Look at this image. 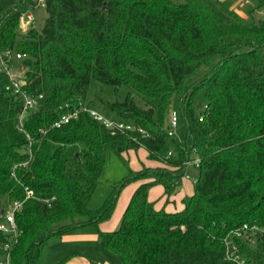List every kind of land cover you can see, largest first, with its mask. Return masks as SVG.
<instances>
[{
    "label": "trees",
    "instance_id": "trees-1",
    "mask_svg": "<svg viewBox=\"0 0 264 264\" xmlns=\"http://www.w3.org/2000/svg\"><path fill=\"white\" fill-rule=\"evenodd\" d=\"M40 2L43 25L34 17L24 29V17ZM6 50L23 54V87L38 99L20 122L24 100L0 87V207L23 201L11 264H38L46 239L110 218L121 187L132 181L139 184L120 226L99 231L125 264H230L224 237L244 223L264 228L263 25L210 0H16L0 18V53ZM93 79L143 94L97 95L133 129L112 132L84 109L92 107ZM176 94L185 143L168 132ZM197 95L206 105L200 114ZM145 97L157 105L143 104ZM75 110L77 116L53 125ZM141 147L158 165L132 170L102 207L90 208L107 151ZM193 152L200 160L194 192L180 210L158 209L151 187L176 193ZM8 239L0 231V241ZM238 241L246 254L263 255L261 245Z\"/></svg>",
    "mask_w": 264,
    "mask_h": 264
},
{
    "label": "rangeland",
    "instance_id": "rangeland-1",
    "mask_svg": "<svg viewBox=\"0 0 264 264\" xmlns=\"http://www.w3.org/2000/svg\"><path fill=\"white\" fill-rule=\"evenodd\" d=\"M16 0H0V18L3 13L13 6ZM213 6H226L236 11L245 22H256L264 26V0H210ZM35 20L34 24L41 27L46 19L47 10L42 2L36 8H30ZM26 20V19H25ZM28 27V25H27ZM24 28V27H23ZM25 29V28H24ZM23 59H13V67L18 76L24 77ZM201 70V69H200ZM0 87L12 88L13 81L9 77L0 79ZM131 91L136 99L140 100L143 94L138 90L126 85L114 86L96 79H93L89 87V95L87 102L94 108L106 114L108 117L115 118L117 114L105 109L97 95L106 97L109 100L117 98L123 99L127 92ZM143 104L152 106L157 105V98L145 97ZM205 103L200 95H197L194 101L196 114L204 111ZM175 110L179 116L178 125L174 130V137L179 143L186 142L187 127L181 116V95L176 94L170 107ZM170 120V114L167 116V122ZM199 160L197 153H192L191 159L186 164V178L183 186L177 192H184L194 186V181L199 176L200 167L196 161ZM154 161L151 159L148 151L141 147L138 149H130L122 154L115 150L107 151V159L104 171L100 177V182L93 193L89 206L90 208H100L111 195L114 187L127 177L132 170H138L145 165H152ZM137 181H132L121 187L118 198L110 218L103 221L105 229H116L121 224L122 213L124 207L128 203V199L136 187ZM5 221V220H3ZM71 219H66L62 223L70 224ZM103 226V227H104ZM101 223L89 222L83 223L72 228L62 235H53L41 244L38 264H55L65 256L76 257L75 262L80 263L78 256H84L83 263L98 264H125L120 254L106 247L100 239ZM255 247H258L256 244ZM3 243L0 241V257H5ZM79 258V259H78Z\"/></svg>",
    "mask_w": 264,
    "mask_h": 264
},
{
    "label": "built area",
    "instance_id": "built-area-1",
    "mask_svg": "<svg viewBox=\"0 0 264 264\" xmlns=\"http://www.w3.org/2000/svg\"><path fill=\"white\" fill-rule=\"evenodd\" d=\"M26 19V20H25ZM34 20V15L30 11L27 12L23 19L22 25L26 29L27 25ZM23 54L20 52H14L12 50H6L0 53V75L4 77H9L13 81V87L10 88L11 92L16 96H20L23 100L22 112L20 114L19 121L22 122L24 114L32 107L36 106L38 99L27 92L23 87L25 84V79L18 76L13 67V59L21 58ZM20 68H23L20 67ZM42 95H40L41 97ZM206 107V105H205ZM84 109L90 112V114L105 124L106 127L111 129L112 132L117 130H127L133 129L134 125L127 123L123 120H116L114 118L108 117L103 112L99 111L94 107L85 106ZM78 115V110L70 113L63 114L58 120H56L53 125L60 126L65 122H68L72 117ZM202 118V117H201ZM179 116L175 110L171 111L170 115V126L168 132L170 135H174V130L178 125ZM143 131L142 129H140ZM197 165L200 164V160L196 161ZM14 174V173H13ZM33 193L31 189H27V195L30 196ZM23 201H14L10 203L7 207H0L5 209L3 216L0 217V231L9 235V239L3 243V248L6 251L5 258H0V264H11V249L12 240H16L19 234V228L16 223V212L21 210ZM5 220V221H3ZM238 239L244 240L246 244L252 248L255 245H261L262 256H257L256 253L246 254L244 248L239 243ZM226 251L225 259L230 262V264H258V257H261L264 261V228L258 225H249L248 223L242 224V226L231 230L223 239Z\"/></svg>",
    "mask_w": 264,
    "mask_h": 264
},
{
    "label": "crops",
    "instance_id": "crops-1",
    "mask_svg": "<svg viewBox=\"0 0 264 264\" xmlns=\"http://www.w3.org/2000/svg\"><path fill=\"white\" fill-rule=\"evenodd\" d=\"M155 165H158L157 161H154V163L152 164V166H155ZM185 178H184V182H185ZM138 184H139V181H137L136 187L138 186ZM136 187L134 188V190L136 189ZM164 192H165L164 186L162 184H156L153 187H151V189H150L149 199L155 201V206L158 209L165 208L167 211H177V210L182 209L185 206L184 198L186 196L191 195L194 192V186L192 187V189L190 188L189 190H186L184 192L179 191V192L174 193L171 196L164 194ZM132 193H131V195H132ZM131 195H130V197H131ZM130 197H129V199H130ZM129 199H128V202H129ZM127 205H128V203L124 207L125 209H126ZM125 209H124V211H125ZM124 211H123V213H124ZM123 213H122V215H123ZM100 223H101L100 230H111V229H105L107 227H105L104 224H102L103 221ZM3 250L5 251V249H3ZM5 256H6V251H5ZM76 257H74V258L72 257L71 263H73V264H86V263H83V262H85V261H83V259L86 260V258L84 256H78L81 259V261H79L80 263H77V261L75 262V260H77V259H75Z\"/></svg>",
    "mask_w": 264,
    "mask_h": 264
},
{
    "label": "water",
    "instance_id": "water-1",
    "mask_svg": "<svg viewBox=\"0 0 264 264\" xmlns=\"http://www.w3.org/2000/svg\"><path fill=\"white\" fill-rule=\"evenodd\" d=\"M4 211H5V209H4V208H2V209L0 210V217H2V216H3V213H4Z\"/></svg>",
    "mask_w": 264,
    "mask_h": 264
}]
</instances>
